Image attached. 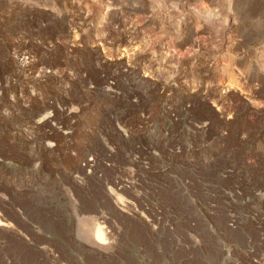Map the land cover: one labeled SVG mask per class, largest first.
Returning a JSON list of instances; mask_svg holds the SVG:
<instances>
[{
    "label": "rangeland",
    "instance_id": "obj_1",
    "mask_svg": "<svg viewBox=\"0 0 264 264\" xmlns=\"http://www.w3.org/2000/svg\"><path fill=\"white\" fill-rule=\"evenodd\" d=\"M0 220V264H264V0H0Z\"/></svg>",
    "mask_w": 264,
    "mask_h": 264
},
{
    "label": "bare ground",
    "instance_id": "obj_2",
    "mask_svg": "<svg viewBox=\"0 0 264 264\" xmlns=\"http://www.w3.org/2000/svg\"><path fill=\"white\" fill-rule=\"evenodd\" d=\"M193 9L197 10L196 7L193 8ZM93 11H94L95 14H98L100 12V8L95 7ZM203 19L208 24H218L219 25L222 22L221 14L218 13V12H210L209 11V13L203 15ZM227 21H229V20L227 19ZM225 25L226 24H224V26ZM224 26L222 27V31H225V32L228 31L229 27H224ZM116 198H117V201L120 200V197L118 195L116 196ZM0 226H7V225H6V223H4V222H2L0 220ZM92 238H93L92 241L95 244L101 246L102 248H103L104 245L107 244L106 237H105V232L103 231L102 227L100 225H98L97 223L94 224Z\"/></svg>",
    "mask_w": 264,
    "mask_h": 264
}]
</instances>
